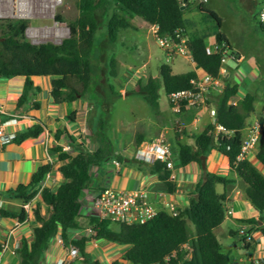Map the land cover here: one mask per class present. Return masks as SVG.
<instances>
[{
    "label": "trees",
    "instance_id": "1",
    "mask_svg": "<svg viewBox=\"0 0 264 264\" xmlns=\"http://www.w3.org/2000/svg\"><path fill=\"white\" fill-rule=\"evenodd\" d=\"M263 2L264 0L261 3ZM180 6L177 0H77V16L66 23L68 35L58 43L31 42L24 33L28 26L26 18H0V77L24 76L23 90L17 99L16 108H22L31 95L40 91V87L33 85L31 79L37 75L50 76L49 95L53 103H68L86 97L90 88L97 91L96 86H99L97 67L93 60L99 46L95 43V36L100 24L103 25L104 40L115 43L120 31L133 28L132 18L155 26L158 35L173 34L175 30L183 31L184 43L190 51L191 59L203 72L220 76L223 52L231 50L226 35L220 29L212 31L216 48L207 52L206 34L188 30L189 22L183 16L188 6ZM194 7L212 17L217 28H220L221 18L214 10L205 8L204 4L194 3ZM54 17L62 21L59 14ZM106 67V78L117 76V59L113 53L109 55ZM157 71V76H149L137 88L145 102L155 111H158V90L161 87L165 94L187 89L192 86L190 79L197 76L194 70L174 73L165 62L158 65ZM108 89V93L103 88L101 91L110 98L120 96V92L111 83H108ZM236 92V84L226 83L211 99H207V105L215 110V122L225 129L218 132L212 146L227 158L229 169L246 184V197L259 212L257 219L250 217L237 220L240 225L247 224V232L251 233L257 221L264 219V174L247 158H236L243 139L241 130L245 126L246 118L254 110L255 100L252 92H246L243 97L236 99ZM106 102V99H102V103ZM183 103L180 109H183ZM30 107L37 109L39 102L32 100ZM74 113L72 111L68 116L72 117ZM257 118L261 132L254 155L264 167V112H260ZM43 128L44 125L36 121L17 130L11 141L20 143L26 138L36 137ZM62 133L68 134L66 128L56 129L54 137L58 139ZM95 134L99 144L94 150L79 151L71 155L62 150L61 145L56 144L53 147L60 161L57 170L62 176V181L55 187H40L45 175L52 169L51 163L46 162L37 167L27 184L20 183L7 191L8 195L22 200L23 203L29 202L37 193L40 195V201L31 207L33 218L38 223L32 228V239L28 242L22 238L15 249L19 264H38L49 239L57 233L64 245L72 244L77 247L85 263H91L85 249L87 242L104 238L129 245L121 259L132 264H229L230 256L223 250L213 228L221 224L227 210L225 195L216 192L215 184L225 185L232 180L227 175L214 172L203 171L188 195L187 205L174 212L157 210L144 222L99 219L90 213L86 216V225L91 232L70 237V230L81 228L78 220L82 205L80 195L91 182V166L112 157L120 159L113 152L108 136V122L104 116L98 117ZM194 137L198 144L178 142V164L185 165L192 161L200 163V155L206 153L208 138L203 133ZM139 142L140 139H137L136 144ZM149 171L163 181L168 192L174 191L175 182L170 178L171 169L164 162H152ZM0 214L16 216L20 220L26 216L24 208L17 213L1 208ZM112 224H116V227ZM231 233L238 231L232 230ZM251 239L245 241L243 235L238 238L246 250H253L255 247V240L253 237ZM259 259L264 261L263 258ZM110 264H120V261L115 260Z\"/></svg>",
    "mask_w": 264,
    "mask_h": 264
},
{
    "label": "crops",
    "instance_id": "2",
    "mask_svg": "<svg viewBox=\"0 0 264 264\" xmlns=\"http://www.w3.org/2000/svg\"><path fill=\"white\" fill-rule=\"evenodd\" d=\"M245 1L247 0H242L243 3ZM261 2L262 0L258 2L257 8L252 10L255 20L257 19ZM205 3L204 7L210 9ZM187 6L186 10L188 11L196 9L194 4ZM140 24L147 26L153 36L155 26L144 22H140ZM222 24L221 18V26ZM188 30L191 31L189 26ZM206 45L212 49L216 48L214 38H212L210 43L206 42ZM229 53L233 54V56H227L231 59L232 64L224 62L222 65L223 71L220 73L222 87L226 83L236 84V99L243 97L246 92H252L255 95L254 110L246 118L245 126L241 130L242 137L245 138L249 133L250 127L256 121L257 117L255 116L259 115L260 112H264V106H262L260 112H255V102L264 98L263 90H261L258 78L253 76V72H257L255 67L257 65L254 59L240 51V49H233L232 47ZM179 56L191 61L192 70L196 72L197 76H202L205 73L191 59L190 54L185 57ZM145 62L143 61L141 66L126 63L124 70L119 71V73L123 72L126 75L123 77L124 80H121L118 85H113V82H110L105 77L107 86L108 83H111L118 92L122 90V96L124 97L131 92L137 93L140 101L143 100L145 102L141 91L137 90V88L139 84H144L149 76L158 75V67L154 74L144 72L140 74L139 67H142ZM24 79L23 75L0 77V109L4 112L0 115V119H4L8 115H16L18 122L8 126L7 128L10 130L23 129L36 121H40L44 128L36 137L26 138L20 143L9 141L5 144H0V209L3 208L17 213L21 208H24L26 212V216L22 220L16 216L10 217L0 214L1 264H19L15 249L19 246L22 238H25L28 242L32 239V228L38 223L33 218L31 207L40 201L39 193L29 202L23 203L22 200L8 195L7 191L14 189L20 183L27 184L37 167L46 162L51 163L52 169L45 175L42 180L43 184L55 187L62 181V176L57 170L60 161L57 159V153L53 150L56 144L61 145L62 150L71 155H75L79 151L94 150L99 144L93 123L90 122L88 124L89 116L87 115L90 112L93 113L95 108L92 101L88 100L87 97H80L68 103H53L49 95L50 76L37 75L32 76L31 79L33 85L40 87V91L31 95L29 101L22 108H16L17 99L23 90ZM99 92L103 94V99L108 101L110 98L108 94L106 95L108 92ZM216 92V90H213L207 94L204 102L199 101L194 105L188 103L183 105V109L179 111H175L173 104L169 102L167 94H165L166 109H161L158 106V111H155L145 102L149 108L145 109L144 113L131 111V116H111L108 123V136L112 143L113 152L118 154L120 159L112 157L91 166V182L88 188L80 195L82 205L80 209L81 216L78 220L81 228L70 230V237L73 238L91 232L86 225V216L92 213L90 195L97 188L112 187L124 191L140 192L144 195L147 202L151 203L157 210L174 212L177 208L187 205L188 195L193 191L197 180L203 171H208L227 175L232 180V182L225 185L221 183L215 184V190L217 193L225 195V207L231 211L230 214L226 213L221 224L226 219L230 220L235 228H229L228 233L238 239V233H231L232 230H237L240 225L237 220L250 217L257 219L259 212L246 197V184L234 171L229 169L227 158L212 146L216 142L218 132L215 128L214 118L210 115L209 110L211 108L207 105V99H211ZM32 100L39 102L37 109L30 107ZM75 102L78 108H75ZM107 104L108 102L106 104L102 103L104 109H106ZM72 111L75 112L74 116L69 117L68 114ZM2 115L7 116L3 117ZM62 128H66L68 134L62 133L58 139L55 138L54 131ZM200 133H203L208 138L206 153L203 154V165H201V161L200 163L192 161L185 165L178 164L176 160L178 142L192 145L198 144L194 136ZM158 136H162L169 143L171 149L172 166L169 167L171 169L170 178L175 182V189L171 192L166 190L165 184L155 173L149 171L151 163L139 160L134 156L135 149L141 142L153 140ZM137 139H140L139 144H136ZM254 154L255 146L246 153L245 158L255 165L258 161ZM256 167L259 169V166ZM44 210L45 208L43 207V212ZM221 224L213 228L215 236V231ZM113 225L116 227V224ZM262 229H264V219L263 221L258 220L251 231V235L255 240V247L247 255V258H264V232ZM59 237L60 235L57 233L49 239L38 264H89L83 261L79 252L75 256H71L68 253V246L58 241ZM128 247L129 245L127 244L101 238L88 241L85 249L91 262L96 264H110L115 260L120 261V264H132L121 259L122 254ZM242 258L243 260H240V258L233 259V264H244L245 257Z\"/></svg>",
    "mask_w": 264,
    "mask_h": 264
},
{
    "label": "rangeland",
    "instance_id": "3",
    "mask_svg": "<svg viewBox=\"0 0 264 264\" xmlns=\"http://www.w3.org/2000/svg\"><path fill=\"white\" fill-rule=\"evenodd\" d=\"M29 1H31L34 6V4L39 5L44 0ZM76 1L77 0H61L59 5H57L53 10H49L47 12L48 16L53 15V18L43 16V14L36 10L27 15L9 13L6 7L1 9L0 18H26L28 20V26L39 30H45L46 28H50L52 26H55V28L58 27L63 32L62 36H43L40 33L33 41V43L43 41L58 43L61 39L68 35L69 31L66 23L77 16L78 10L76 7ZM260 1L261 0H247L243 3L242 0H208L205 5L217 12L222 18L223 24L220 28H217L215 20L212 17L203 11H199L198 9H194L193 11L184 10L183 16L189 22V29L191 31L205 32L207 34L205 36L206 42H211L213 38L212 31L220 29L226 34L233 49H240V51L250 55L257 65L255 66L257 68V72H253V76L258 78L264 97V29L260 27L258 20L256 19V21L254 19L252 11L257 8L258 2ZM55 14H59L62 17V21L56 20L54 17ZM132 24L133 28L120 31L119 38L115 43H108L104 40L105 35L102 29V23L100 24L99 31L95 36V43L99 44V46L98 49H96V58L93 61L97 67L96 69L99 77V81L97 82L99 83V86H96V90L98 92L92 87L86 95L87 99L92 101L95 106L94 112H90L87 115L89 116L88 124L90 122L93 123L94 131H96L97 117L99 116H104L105 120L109 123L111 116H131V111L144 113L145 109L147 110V108H149L143 100L140 101L137 93L131 92L129 95L124 97L122 96V90H119L120 97L109 98L106 109H104L102 106L103 97L99 91H101V88H103L106 92L109 91L105 77L107 76L108 70L106 63L110 54L113 53L116 56L118 73L119 71L121 72L124 70L123 68L126 63L141 66L143 61L146 62L142 67H139L140 74H143V72L147 74H154L156 73L158 65L164 62L170 65L171 70L174 73L192 70L191 61L182 58L179 55H176L173 60L166 62L165 55L154 40L151 30H149L147 26L141 25L135 18H132ZM224 62L232 64L231 59L227 56L225 57ZM119 74L114 78L109 77V80L110 82H113V85H118L121 80H124L123 77L126 76L123 72ZM158 93L159 108L166 109V98L163 89L160 88ZM262 106H264V98L255 102V112H260ZM75 108H78L76 102ZM251 116H253V114H251ZM256 121H258V118H256ZM255 165L259 166L260 171L264 173V167L260 165V163L256 162ZM112 226L114 227L113 224ZM189 227L192 230L190 223ZM229 228H235V226L230 220L226 219L215 231L217 238L223 245V250L228 252L230 256L229 264H233V259L240 258V260H243L242 257H245L244 264H247L246 258L247 255L251 253V250L247 251L243 248L241 241L228 233Z\"/></svg>",
    "mask_w": 264,
    "mask_h": 264
},
{
    "label": "built area",
    "instance_id": "4",
    "mask_svg": "<svg viewBox=\"0 0 264 264\" xmlns=\"http://www.w3.org/2000/svg\"><path fill=\"white\" fill-rule=\"evenodd\" d=\"M22 6L19 10L18 0H0V12L3 7H6L8 11L11 9L13 13L27 15L35 10L43 14V16H48L47 12L53 10L57 5L61 3V0H44L39 5L33 6L31 1ZM207 0H177V2L182 6H187L189 4L203 5ZM21 11V13H20ZM46 14V15H45ZM55 16V15H54ZM53 18L52 16H48ZM257 20L262 27H264V2L261 4L258 13ZM55 29L60 30L58 27L52 26L46 28L45 30H39L27 26L25 28V36L33 42L38 35L41 33L43 36L48 35H58L55 34ZM59 36V35H58ZM153 37L158 43L160 49L165 55V61L169 62L176 55L187 56L190 54L189 49L184 43L185 37L181 30H175L173 34H163L158 35L156 33V27L153 32ZM207 52L211 51L212 48L206 47ZM223 57L221 58V67L219 69V74L223 71L222 65L226 56H233V54L224 51ZM192 86L187 89H181L172 91L167 94V98L170 103L173 104L175 111L180 110V105L191 104L194 105L197 102L205 101V96L211 91H218L222 87L220 76H211L204 73L202 76H196L190 79ZM210 115L213 116L215 121V110H209ZM4 112L0 109V115ZM18 122L16 115H8L4 119H0V144H5L12 140L15 136V130H10L7 127L12 126ZM215 128L217 132L224 131V127L215 122ZM261 132V126L258 121L250 127L248 135L242 139L240 151L237 154V159H242L245 157L246 153L253 148L259 138ZM134 156L142 161L152 163L154 161L164 162L166 167L172 166L171 161V149L169 143L162 137L158 136L153 140L141 142L135 149ZM44 186L41 182L40 187ZM90 206L92 213L95 214L99 219L108 218L113 221H128V222H144L148 218L152 217L157 209L147 200L144 195L140 192L134 191H124L120 189H115L112 187H101L93 190L90 195ZM227 214H230L229 209L226 210ZM248 225H239L237 231L239 235H243L245 241H251V233L247 232ZM91 231V230H90ZM58 241L63 243L61 237ZM68 253L71 256H75L78 253L77 247L69 244ZM247 264H264L259 258H247ZM1 264V262H0Z\"/></svg>",
    "mask_w": 264,
    "mask_h": 264
},
{
    "label": "bare ground",
    "instance_id": "5",
    "mask_svg": "<svg viewBox=\"0 0 264 264\" xmlns=\"http://www.w3.org/2000/svg\"><path fill=\"white\" fill-rule=\"evenodd\" d=\"M28 1L27 0H18V5H19V10L22 8V6L23 5H25L26 3H27ZM9 13H13V11L10 9L9 11H8ZM20 13H21V11H20ZM54 33L55 34H58V35H60V36H62V34H63V32L61 31V30H56L55 29V31H54Z\"/></svg>",
    "mask_w": 264,
    "mask_h": 264
},
{
    "label": "water",
    "instance_id": "6",
    "mask_svg": "<svg viewBox=\"0 0 264 264\" xmlns=\"http://www.w3.org/2000/svg\"><path fill=\"white\" fill-rule=\"evenodd\" d=\"M180 8H182V6H180ZM203 157H204V155H200L201 165H203ZM89 264H96V263L95 262H91Z\"/></svg>",
    "mask_w": 264,
    "mask_h": 264
}]
</instances>
